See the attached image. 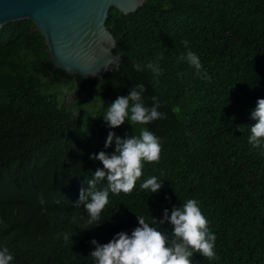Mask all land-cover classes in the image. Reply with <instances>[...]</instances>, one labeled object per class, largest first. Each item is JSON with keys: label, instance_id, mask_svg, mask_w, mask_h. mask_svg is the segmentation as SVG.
<instances>
[{"label": "trees", "instance_id": "obj_1", "mask_svg": "<svg viewBox=\"0 0 264 264\" xmlns=\"http://www.w3.org/2000/svg\"><path fill=\"white\" fill-rule=\"evenodd\" d=\"M106 26L121 63L95 79L50 62L32 21L0 29V249L11 264H95L90 242L131 234L137 216L174 239L173 226L153 218L195 199L216 236V258L195 253L192 264H264V146L248 143L251 112L264 99V0H146L130 14L111 8ZM185 39L210 81L180 60ZM140 83L145 105L158 98L165 118L107 127L110 103ZM65 88L83 98L77 107L63 99ZM91 101L99 102L95 115L84 109ZM141 127L159 138V161L144 162L131 193L110 192L101 224H89L74 205L103 168L90 156L114 153V144L104 147L109 131L123 139ZM153 176L163 182L157 194L140 187Z\"/></svg>", "mask_w": 264, "mask_h": 264}, {"label": "clouds", "instance_id": "obj_2", "mask_svg": "<svg viewBox=\"0 0 264 264\" xmlns=\"http://www.w3.org/2000/svg\"><path fill=\"white\" fill-rule=\"evenodd\" d=\"M188 51L180 56L181 61H186L196 69L197 75L203 79H211L207 73H201V61L191 51L190 42L182 41ZM163 59V54L159 56ZM146 68L155 76L161 74V68L157 62H148ZM137 70H141L137 66ZM66 91V90H65ZM145 86L135 84L126 96H118L110 103L103 120L111 129L119 128L125 121L133 125H148L151 122L165 118L158 109L161 107L158 98H152V105L146 106L144 102ZM251 119L255 121L250 126L248 143L253 148L264 146V99H258L255 109L251 112ZM240 130V129H239ZM115 145V151L109 155L106 151L93 154L90 159L99 161L103 168H97L92 178L85 180L87 187H81L79 199L74 207L83 206L88 214V223L101 224V213L109 203V193L119 195L129 194L136 186L137 180L142 176L144 162L155 163L160 159L161 144L159 138L145 127L140 128L139 136H126L120 138L113 131H109L105 142V149ZM107 181V187L97 190L100 181ZM142 190L157 194L163 187V182H158L155 176L145 180L140 185ZM41 203L44 201L41 199ZM138 227L131 234L117 233L113 239L103 245L92 240L90 243L94 250L90 256L95 264H192L191 257L195 253L208 259H215L214 251L216 236L210 232L208 221L202 214L198 202L195 199L187 200L181 207H173L169 215L168 209L163 212V218L153 223L162 225L165 222L174 228V239L150 226L143 216H137ZM68 241L69 236L64 235ZM13 256L5 247L0 249V264H11Z\"/></svg>", "mask_w": 264, "mask_h": 264}, {"label": "water", "instance_id": "obj_3", "mask_svg": "<svg viewBox=\"0 0 264 264\" xmlns=\"http://www.w3.org/2000/svg\"><path fill=\"white\" fill-rule=\"evenodd\" d=\"M146 0H0V29L28 19L49 48L48 60L70 75L99 78L120 65L106 21L111 8L134 13Z\"/></svg>", "mask_w": 264, "mask_h": 264}, {"label": "rangeland", "instance_id": "obj_4", "mask_svg": "<svg viewBox=\"0 0 264 264\" xmlns=\"http://www.w3.org/2000/svg\"><path fill=\"white\" fill-rule=\"evenodd\" d=\"M63 91L66 92L63 95V99L69 105H73L74 107H77L79 102L83 99L81 96L77 95L74 90L65 88V89H63ZM98 108H99V102H97V101H91V103H89L88 105L84 106V109L86 111L92 113L93 115L96 114Z\"/></svg>", "mask_w": 264, "mask_h": 264}]
</instances>
